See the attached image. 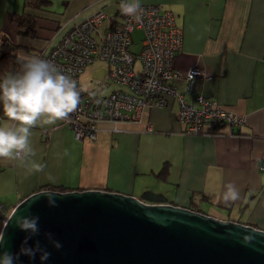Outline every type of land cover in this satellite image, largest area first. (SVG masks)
<instances>
[{"label": "crops", "instance_id": "obj_1", "mask_svg": "<svg viewBox=\"0 0 264 264\" xmlns=\"http://www.w3.org/2000/svg\"><path fill=\"white\" fill-rule=\"evenodd\" d=\"M23 1L0 0V37L24 48L20 56L49 53L97 11L109 15L102 29L121 20L120 0H49L45 9L30 11L36 27L28 37L18 33L13 19L22 12ZM140 2L170 11L182 30L173 69L203 71L189 92L183 79L171 78L167 84L184 92L187 101L201 94L244 116L245 123L207 135L184 134L170 99L164 108L145 109L138 121L118 123V131H111L109 122L100 123L95 140H75L62 121L38 126L30 137L36 154L27 164L0 160V201L12 209L46 188L116 191L139 198L146 191L160 193L157 188L165 183L174 192L172 204L187 207L192 193H198L218 204L219 218L264 230V0ZM4 120L1 110L0 122ZM32 161L44 164V171H29ZM49 174L55 184L48 181ZM228 184L239 192L235 201L224 199Z\"/></svg>", "mask_w": 264, "mask_h": 264}, {"label": "water", "instance_id": "obj_2", "mask_svg": "<svg viewBox=\"0 0 264 264\" xmlns=\"http://www.w3.org/2000/svg\"><path fill=\"white\" fill-rule=\"evenodd\" d=\"M58 192L64 196L56 207L40 198L20 209L40 217L41 232L33 241L51 253L45 264H264V230L251 225L170 204L150 191L139 198L106 190ZM46 232L61 249L48 243ZM26 235L10 225L8 250L17 252ZM20 264L41 262L21 257Z\"/></svg>", "mask_w": 264, "mask_h": 264}, {"label": "built area", "instance_id": "obj_3", "mask_svg": "<svg viewBox=\"0 0 264 264\" xmlns=\"http://www.w3.org/2000/svg\"><path fill=\"white\" fill-rule=\"evenodd\" d=\"M141 5L143 13L139 21L120 11L121 20L102 29L109 15L100 10L74 26L49 53L38 54L53 61L77 82L81 92L79 108L62 121L74 139L95 140L102 122L111 123L110 130L118 131V123L138 121L145 109L164 108L170 99L177 105L176 118L184 126V134L207 135L213 133L210 132L213 126L224 125L231 130L243 125L244 116L201 94L194 95L193 102L187 101L184 92H177L167 84L171 78L183 79L185 92H189L193 79L203 76V71L197 67L186 72L173 69L174 56L183 45L182 30L170 11L156 4ZM134 30L143 34L137 55L130 50ZM95 60L104 61L108 69L102 80H90V89L86 90L80 85V75ZM147 130L153 128L149 126ZM11 210L0 201L4 216Z\"/></svg>", "mask_w": 264, "mask_h": 264}, {"label": "clouds", "instance_id": "obj_4", "mask_svg": "<svg viewBox=\"0 0 264 264\" xmlns=\"http://www.w3.org/2000/svg\"><path fill=\"white\" fill-rule=\"evenodd\" d=\"M119 7L123 15L136 21L141 19L140 0H121ZM17 63L19 71L8 72L0 79V110L5 117L0 122V160L27 164L36 154L30 140L32 129L69 119L79 108L81 92L77 82L51 60L24 55L17 57ZM44 168V164L32 161L29 171L43 172ZM47 179L51 184L56 183L50 174ZM226 187L224 199L237 200L239 192L235 186L228 184ZM63 196L53 188H46L16 206L7 216L0 212V264H20L21 257L29 260L38 257L41 264L49 260L51 253L47 247L39 239L33 241L41 232L40 217L27 209L21 214L20 209L26 204L31 208V203L40 198L45 199L49 207H56L57 197ZM10 225L27 233L17 252L7 248ZM44 236L54 249L62 248L53 233L46 232Z\"/></svg>", "mask_w": 264, "mask_h": 264}, {"label": "trees", "instance_id": "obj_5", "mask_svg": "<svg viewBox=\"0 0 264 264\" xmlns=\"http://www.w3.org/2000/svg\"><path fill=\"white\" fill-rule=\"evenodd\" d=\"M50 4L49 0H24L23 9L20 14L14 16V21L17 24L18 33L24 36L33 37L35 35L36 23L34 15L30 11L35 9L43 10ZM29 10L28 12H26ZM24 48L14 44L6 35L0 37V79L8 73L19 71L17 57L20 56ZM39 54V53H38ZM38 54L36 56H38ZM1 111V110H0ZM224 125H217L210 128V132L218 133L219 129L224 128ZM164 177V170L160 174ZM58 191H64L60 189ZM198 211V210H197Z\"/></svg>", "mask_w": 264, "mask_h": 264}, {"label": "rangeland", "instance_id": "obj_6", "mask_svg": "<svg viewBox=\"0 0 264 264\" xmlns=\"http://www.w3.org/2000/svg\"><path fill=\"white\" fill-rule=\"evenodd\" d=\"M142 38H143V34L140 30H134L131 33L132 43L130 45V50L135 55H137L141 50ZM107 69H108L107 64L101 60H95L94 62L88 64L83 69L80 75V85L86 90L90 89L91 84L89 83V81L102 80L104 75L106 74ZM157 189L161 191L158 194H162L167 201H171L170 204L174 202V192L170 188H167L165 183H162L161 188H157ZM140 195L141 194H139V196ZM200 195L198 193H192L187 207L192 210L203 211L204 214L215 218L221 217L220 215L221 210L218 209V204L216 206L212 205V202L208 196L203 198L208 201L207 203L200 198ZM176 206H180V205H176Z\"/></svg>", "mask_w": 264, "mask_h": 264}]
</instances>
